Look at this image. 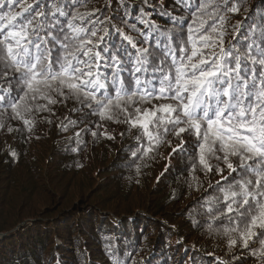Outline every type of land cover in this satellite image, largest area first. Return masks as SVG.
<instances>
[{
	"label": "snow or ice",
	"instance_id": "6c2138e0",
	"mask_svg": "<svg viewBox=\"0 0 264 264\" xmlns=\"http://www.w3.org/2000/svg\"><path fill=\"white\" fill-rule=\"evenodd\" d=\"M84 3L0 0V116L6 117L0 128L6 120H18L31 131L35 113L72 100L79 107L71 111L80 112L81 119L65 118L60 129L67 131L89 115L125 123L138 132L131 153L136 160L174 136L180 143L169 158L186 153L193 173L199 165L221 177L209 185L221 196L210 197L205 206L212 221H227L223 232L229 250L237 244L249 250L259 240L250 255L264 264V29L259 42L246 39L245 48L235 43L242 27L236 25L237 37L226 45L227 17L222 13L236 14L238 4L229 8V0H174L184 15L165 11L170 28L152 22L143 8L137 24L121 20L143 38L147 46H141L111 16L101 19L103 8L78 11ZM113 34L120 37L118 45L111 43ZM75 136L82 143L81 132ZM208 228L212 231L213 224ZM131 256L125 253L123 264ZM233 259L239 264L241 258L233 254ZM217 264L226 262L218 259Z\"/></svg>",
	"mask_w": 264,
	"mask_h": 264
},
{
	"label": "trees",
	"instance_id": "16d2710c",
	"mask_svg": "<svg viewBox=\"0 0 264 264\" xmlns=\"http://www.w3.org/2000/svg\"><path fill=\"white\" fill-rule=\"evenodd\" d=\"M215 2L223 4L224 0ZM234 3L239 8L236 14L222 13L227 17L225 43L233 42L237 37L235 26L242 25L235 43L246 48L245 40L259 42L260 31L264 29V0H229L228 7ZM101 8L104 9L101 19L111 16L112 22L139 39L141 46H147L142 43L143 38L125 28L122 19L129 25L137 24L136 17L143 8L152 22L166 29L172 24L163 14L165 11L184 15L174 0H85L78 11ZM184 27L186 31L187 24ZM111 43L118 45L120 37L113 34ZM78 107L69 100L51 106V112L35 113L31 131L18 120H6L16 130L12 139L0 137L3 179V184L0 180V264H112L114 259L123 264L125 253L132 254L128 264H193V258L195 264H217L218 259L237 264L233 254L241 258L239 264H261L258 257L250 255L252 249L259 248V240L252 242L249 250H242L239 244L229 250V237L223 232L227 221L221 224L212 221L205 206L210 197L221 196L218 189L209 187L221 177L215 171L205 173L199 165L193 173L186 153L169 158L179 140L169 135L149 157L136 160L131 153L138 146L135 139L138 132L129 131L125 123L100 121L97 116L89 115L67 131L60 129L58 125L65 118L81 119L80 112L71 111ZM87 127L91 130L81 131ZM78 131L82 141L79 144L75 136ZM93 131L98 133L96 137L92 136ZM99 133L114 138L106 139ZM185 139L191 143L193 138L186 135ZM57 152L66 159L52 165ZM210 163L217 165L215 159ZM219 166L224 167L222 163ZM110 174H113L111 183ZM228 174L225 168L223 175ZM61 184L62 195H59L57 189ZM138 188L145 189L146 197L141 207L134 210L127 206V194ZM47 193H53L56 199L45 201ZM116 198L123 209L110 205ZM95 199L108 202H97L94 211H86ZM32 218L39 221L16 228ZM209 224H213L212 231ZM32 227L39 231L32 233ZM10 230L13 231L8 238H4Z\"/></svg>",
	"mask_w": 264,
	"mask_h": 264
},
{
	"label": "rangeland",
	"instance_id": "374dc122",
	"mask_svg": "<svg viewBox=\"0 0 264 264\" xmlns=\"http://www.w3.org/2000/svg\"><path fill=\"white\" fill-rule=\"evenodd\" d=\"M61 103H58V104H56V105H54V106H59ZM40 114V113H39ZM10 123L9 122H5V124H4V127L3 128H0V137H4V138H8V139H12L11 137H13L12 136V132H14L16 129L14 128L13 129V131H11V132H9L8 131V128L10 127ZM13 125V124H12ZM58 154H56V156L52 159V165H56V164H58L59 162H61L62 160H64V159H66L63 155H60V153L59 152H57ZM1 169V168H0ZM113 176V174H110L109 176H108V181H109V179H110V177H112ZM0 180H1V184H3V179H1V174H0ZM112 181H109V183H111ZM191 185H193V184H191ZM63 186V184H61L60 185V188L59 189H57V192H58V194L60 195H62V190H61V187ZM105 191V190H104ZM2 194V185L0 186V195ZM145 194H146V192H145V189H141V188H138L135 192H130V193H128L127 194V200H128V204H127V206H132V207H134V210H137L139 207H141V201L143 200V198L144 197H146L145 196ZM44 198H45V201L48 199V200H52V199H56V195H54L53 193H47V195L46 196H44ZM97 202H99V203H102V202H108V200H102V199H95V200H93V202H92V204L93 205H91V206H89L88 207V209L86 210V211H94L93 210V207H94V204L95 203H97ZM113 202V200L111 201V203H110V205L111 204H116V205H118L117 204V202H119V198H116L115 199V201H114V203H112ZM118 210L119 209H123V208H121L119 205H118ZM31 221H33V225H35L36 224V222L37 221H39V220H34L33 218L30 220H25V221H23V222H21V223H19L20 225H22V224H31ZM19 227V226H18ZM15 230V229H14ZM30 230H31V232L32 233H34V232H37V231H39L38 229H37V227H32V228H30ZM43 230V229H42ZM42 230H40L41 232H42ZM13 230H10V231H6L5 232V237L4 238H8L7 236H9L8 234H10L11 232H12ZM1 236V235H0ZM54 237H57L56 235H54ZM58 238V237H57ZM57 238H55V240L59 243V241L57 240ZM55 241V242H56Z\"/></svg>",
	"mask_w": 264,
	"mask_h": 264
},
{
	"label": "water",
	"instance_id": "95a60500",
	"mask_svg": "<svg viewBox=\"0 0 264 264\" xmlns=\"http://www.w3.org/2000/svg\"><path fill=\"white\" fill-rule=\"evenodd\" d=\"M18 226H20V224H18V225L16 226V228H17Z\"/></svg>",
	"mask_w": 264,
	"mask_h": 264
}]
</instances>
